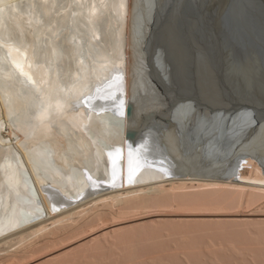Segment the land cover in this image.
Returning <instances> with one entry per match:
<instances>
[{"label": "bare ground", "instance_id": "bare-ground-1", "mask_svg": "<svg viewBox=\"0 0 264 264\" xmlns=\"http://www.w3.org/2000/svg\"><path fill=\"white\" fill-rule=\"evenodd\" d=\"M219 53L264 74V0H0V264L144 214L264 207L263 86L206 89L230 117L256 112L249 128L145 117L185 63ZM203 174L227 180L189 181ZM210 217L116 224L36 264L264 260V220Z\"/></svg>", "mask_w": 264, "mask_h": 264}, {"label": "water", "instance_id": "water-1", "mask_svg": "<svg viewBox=\"0 0 264 264\" xmlns=\"http://www.w3.org/2000/svg\"><path fill=\"white\" fill-rule=\"evenodd\" d=\"M216 55L219 57L218 62L220 67L219 65H214L213 63L208 62L204 58H197V61H193L192 59L187 63L184 62L185 68L183 72L175 81L172 82L171 85L166 84L165 90L169 93L166 96H163L165 99L158 102L159 106L158 108L156 107L155 112H153L150 116H147L149 114L145 115L146 119L154 123L156 122V129L163 127V131L167 132L168 130L165 121H168V118L174 119L176 115L185 117L184 122H186L189 126H194L193 123H195L196 120H200L199 126L201 127H198V129H202L210 125H216L215 128H217V131H226L228 127L231 128V123L237 121L242 122L247 117V125L245 126L248 128L251 127L250 125L253 124V122L257 123L260 121L257 114H255L256 112H251L254 114H248L246 113V110H244L245 113H238L237 111V113L231 115L230 117V114H232L230 110L235 108L234 105L225 104V106H223L222 103L217 102L214 97V93L211 94L210 91H215L214 88L217 87L222 78L233 77L232 80L234 81L235 78L237 84H246L245 88L247 89L244 88L241 92H239L241 96H245L244 94L247 91H251L253 93L259 90L260 86L264 87V74H261L249 65H241L234 69L223 55L220 53ZM159 64L163 63L160 61ZM256 69L264 71V65L258 66ZM165 73L167 74L166 78H170L175 75L172 71H166ZM206 89L210 90L209 93H206ZM150 104L151 106H154L153 102ZM144 108L145 107H143V109ZM261 109H264V105ZM126 114L128 116L131 115L130 103H127ZM196 117H198V119H194ZM110 121L113 124L117 123V119L112 118ZM176 138H174V140ZM180 138L184 139L182 137ZM180 138H178V140H180Z\"/></svg>", "mask_w": 264, "mask_h": 264}, {"label": "rangeland", "instance_id": "rangeland-1", "mask_svg": "<svg viewBox=\"0 0 264 264\" xmlns=\"http://www.w3.org/2000/svg\"><path fill=\"white\" fill-rule=\"evenodd\" d=\"M223 180H227L226 178H221L219 175L216 174H203V175H196L193 176L191 178V180H189L190 182H225ZM256 206H252L251 208L253 210H248L246 212H242V211H229V212H193V213H186V212H174V213H149V214H144V215H140L138 217L132 218V219H123V220H119L116 222H109L106 223L104 225H101L100 227H96L92 230H89L87 232H84L74 238H70L68 240H66L65 242L55 245V246H51V247H43L40 249H36L33 253H30L25 259L19 260L16 263L13 264H36L39 263L41 261H44L58 253H61L63 251H66L70 248H73L74 246H77L78 244H80L81 242L87 240L88 238H91L93 235L98 234L99 232H102L104 229L106 228H112L113 226H115L116 224H122L123 225H130V224H134V223H139L142 220H147L151 217H155V218H160V217H174V216H181V215H188V216H208L211 215L210 218H225V219H232V218H236V219H252V218H256V219H261L264 220V207L262 208H257L259 210H255ZM214 216V217H213ZM207 218V217H205ZM66 221V220H65ZM65 221H62L60 223H65ZM39 246V244H36L34 247ZM31 249V248H30ZM257 260V264H264V260L262 259V257L260 258H256ZM225 264H233V259L227 258L226 263Z\"/></svg>", "mask_w": 264, "mask_h": 264}]
</instances>
